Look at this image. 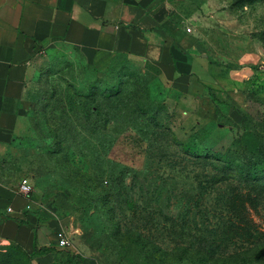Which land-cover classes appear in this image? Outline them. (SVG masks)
<instances>
[{"label": "rangeland", "instance_id": "1", "mask_svg": "<svg viewBox=\"0 0 264 264\" xmlns=\"http://www.w3.org/2000/svg\"><path fill=\"white\" fill-rule=\"evenodd\" d=\"M175 3V17L193 18L187 27L202 64L197 92H175L159 66L129 56L114 72L110 61L94 74L64 43L32 59L20 109L32 127L31 152L5 169L31 180L41 220L72 235L66 263L264 264V196L255 205V188L236 174L220 181L217 168L219 155L238 163L243 146L264 145V0ZM107 88L122 90L114 112ZM96 90L98 128L83 131L82 117L59 118L67 99L87 103ZM207 151L208 161L198 157ZM120 172L122 182L113 176ZM212 180L220 191L205 198ZM233 191L242 196L229 204V219L221 197ZM0 264L32 262L7 244Z\"/></svg>", "mask_w": 264, "mask_h": 264}, {"label": "crops", "instance_id": "2", "mask_svg": "<svg viewBox=\"0 0 264 264\" xmlns=\"http://www.w3.org/2000/svg\"><path fill=\"white\" fill-rule=\"evenodd\" d=\"M175 2L0 0V245H19L33 257L32 264H70L57 244L60 228L40 219L33 198L19 194V176L5 169L31 152L32 127L20 109L33 57L64 43L105 68L116 55L127 54L132 61L159 66L175 92H197L203 87L202 64L198 41L187 27L193 18L175 17ZM214 66L209 62L207 69ZM237 69H229V76Z\"/></svg>", "mask_w": 264, "mask_h": 264}, {"label": "trees", "instance_id": "3", "mask_svg": "<svg viewBox=\"0 0 264 264\" xmlns=\"http://www.w3.org/2000/svg\"><path fill=\"white\" fill-rule=\"evenodd\" d=\"M81 53V52H80ZM83 59L87 63V67L91 69V73H99L100 69L97 68V66L94 63H91L87 60L84 54H82ZM123 57H128L127 54H120L116 55L112 58L111 63L109 64L107 70H110L111 72L115 71V68L118 67L119 62ZM106 95L105 99L107 104L110 106L111 111H115L116 108H119V96L122 94V90L118 89L115 93H112L110 89H106ZM98 95V90L93 91V95L88 97L89 102L85 103H79L77 99L71 97L67 99L64 104L61 106L58 113H61L62 115L59 117L60 119L64 120L65 118L68 119H78L79 117L83 120H76L77 123L82 124V121L86 125H82V130H89V129H96L99 127V123L97 120H94V117H99L102 115V112L100 111L101 107L97 103V101L91 99ZM140 107V112L143 114V109L141 108L140 104L135 106V110ZM115 108V109H114ZM76 110V111H75ZM82 110V111H79ZM79 111V113L77 112ZM72 112H74V116L70 115ZM112 114V112H110ZM108 114V113H107ZM106 114V115H107ZM59 119V120H60ZM107 124H109V120L106 121ZM35 130V129H34ZM244 142V141H242ZM256 149L248 148L247 145L243 146L242 149V160L238 163H234L229 156H225L224 158L218 156V162L219 167H217L221 173H222V179L220 181L224 182L223 177H227L236 174L235 176L238 177L242 184L245 186H249L251 188H255L251 194H249V197L255 205H259L261 203V199L264 196V145L256 143ZM240 145V143H239ZM210 153L207 151L204 155H198L199 158L205 159V161H208L210 159L209 155ZM115 180H118L119 182L123 181V176H125L124 172H120L119 175H113ZM114 180V182H115ZM220 181L212 180L207 187L203 188V195L206 197L213 196L217 194L220 191V188H217V184L220 183ZM217 182V183H216ZM257 193V195H256ZM242 194L239 191H233L229 192L226 196L221 197L224 202L227 205V208L224 211V216H227L229 219L234 216V211H232L230 208H228L229 204L231 202H234V200L241 197ZM224 204V205H225ZM191 212L188 210L185 212V215H189ZM222 231L227 235L228 232H230V227L222 228ZM232 234V232L230 233ZM240 234V232H239ZM15 248L20 250L21 256L25 257L26 259L30 260L32 262L33 257L27 254L19 245L17 244H11ZM212 247V246H211ZM212 257H215L218 253H210Z\"/></svg>", "mask_w": 264, "mask_h": 264}, {"label": "built area", "instance_id": "4", "mask_svg": "<svg viewBox=\"0 0 264 264\" xmlns=\"http://www.w3.org/2000/svg\"><path fill=\"white\" fill-rule=\"evenodd\" d=\"M188 32H191V29H188ZM42 54H44V53H42ZM18 191H19L20 195L27 197V198H30L31 193L33 191V186L31 184V180H29L27 178L21 180V182L19 183ZM26 208H27V210H32L33 205L31 203H29V205H27ZM8 212H12V208H9ZM56 236H57L56 237L57 238V244L60 248L67 249L71 246L72 235H70L66 231L61 230V231L57 232Z\"/></svg>", "mask_w": 264, "mask_h": 264}]
</instances>
